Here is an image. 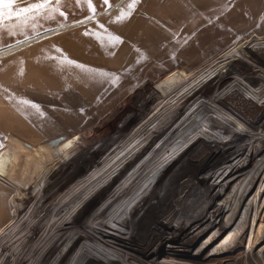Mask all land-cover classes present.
I'll return each mask as SVG.
<instances>
[{
  "label": "rangeland",
  "instance_id": "1",
  "mask_svg": "<svg viewBox=\"0 0 264 264\" xmlns=\"http://www.w3.org/2000/svg\"><path fill=\"white\" fill-rule=\"evenodd\" d=\"M116 1L117 0H111L110 3ZM244 3H247V6L249 5V7L251 6L250 8H247L245 4H241L245 6L246 9H252L253 6H259V8L262 7L260 8L259 19L256 20V17L253 18L250 11L246 15H241L244 18H241L243 20H240L237 24H243V30L238 32L231 30L234 34L231 31L224 32V35L229 39L217 35L219 37L218 41L221 42L220 44L203 45L201 48L199 47V49L189 48L184 53H179L175 58L171 56L159 61L153 60L150 54L149 58L147 57L145 66L142 67L140 72L132 74L134 71V68H132L133 70L128 74L129 77L126 76L124 78L123 82H121V86L112 88L113 91L110 94H102V88H100V86L94 88L93 85L95 80L91 83V86H89L91 81H89L88 85L83 86L77 101L74 104L71 103L69 105L67 112L56 122V124H54L55 126L53 125L54 129H51L48 134L44 136L42 141L37 142L38 144L33 143L35 144V147L28 150L32 153L31 158L27 160L26 164L29 162L32 163L31 167L26 166L25 174L27 175V178L31 176L32 170L37 161L41 160L37 153H40L42 157L45 154V157H47L48 153L51 154V152L53 156L59 155V157L64 160L60 166V168L62 167L63 172H61L62 178L57 181H48V190H46L41 197L36 198L30 206H27L26 211L22 216L23 218L18 222H16L17 218H15L13 223L10 224L13 226L8 229L9 225L6 230L0 231V241L3 239L0 242V252L2 251L0 253V264L3 261L6 262L3 264H15L16 260H19L29 249L28 247L31 246L33 241L36 240L38 235L36 233L39 231V226H41L43 222V219H40V215L42 216L44 213H41L40 211L45 212L43 209L51 207V201L45 202L46 204L42 201H44L48 195L56 191L59 185L66 186L63 189L65 193L71 189H73L74 192L78 188L79 182L84 178V174L86 173L84 171L92 170L100 164L104 165L101 168V170L104 168L102 176L105 173V178L112 177V180H115L114 183H118L122 178V176L119 175L120 170L122 167L126 166L129 161L121 160L115 164L111 170L109 168L119 160V156L122 155L129 146L131 148L134 144L140 142L144 137H147L150 134H152L150 136L151 138L148 137L150 139L146 141L150 143L154 140H161L163 133L168 137L174 136L176 130L186 124L189 128L185 137H183L191 138L192 135L190 134L196 132L200 127H204L203 123H206L205 125L210 124L212 114L214 113L213 111L220 106L223 99H229L230 91L237 85H239L238 88L242 90V93L240 92L230 96V103L232 104L231 107L227 106L225 108L226 111H228V108L233 110V108L236 109L239 106L236 100L237 98L241 99L246 97L247 100L245 102L251 101L254 98L255 100L244 104V108L241 110L240 115H235V117H237L235 119L230 118V128L228 127L226 130L224 129V131L228 132L230 130L229 132L233 133V136L235 135L234 132L238 133L245 131L248 128L247 126H249L250 128H253V131L264 134V127L257 123L258 110L260 108L261 116H259L264 117L263 83L262 87H259L257 91V83L263 80L264 60L260 59V57L254 55L252 51L249 50L250 44L255 41L264 44V0H244ZM123 4V2L114 4L116 9L110 14L105 13L108 15L105 17L104 24L111 23L110 19L113 18L116 11ZM238 10L240 11V9ZM257 15L258 14H256V16ZM77 16H79V13H71L72 18H78ZM96 16L99 15L96 14ZM71 21L72 23L75 22L71 19H63L62 23L66 24ZM117 35L119 34L106 35L107 38L112 40L113 52H116L117 47L120 46L123 39L117 41L112 38L118 37ZM100 38L101 37H98V39ZM210 38L212 39L215 37ZM116 42H119L120 44H116ZM88 43L89 47L93 45L89 41ZM20 48L21 46L11 50V52L19 50ZM6 49L1 50L0 53ZM4 56L6 55H1L0 57ZM238 75L240 76L238 77ZM254 80L255 84H249L247 82ZM112 82L114 81H111V83ZM218 83H223L224 87L223 90L220 91L219 96H216L217 98L211 97L209 100L205 101L208 92L213 91L214 88L218 87ZM112 84L109 85V88L112 87ZM140 85H144L141 88V91H139L131 100L124 103L125 96L129 94L130 90ZM252 89L256 91L250 93L249 91ZM256 92L262 93L258 94ZM256 94L258 95L256 96ZM111 99H114L112 104H114L115 110L110 114L111 112L109 109L108 114L110 115L102 120L100 124L95 126L102 117L104 118L105 115H103V112L108 110L107 104ZM118 105L120 106L116 109ZM133 107L134 109H132ZM133 111H135L134 114H131ZM195 114L197 120H189L192 119ZM223 114L225 116L226 112H223ZM208 118H210V120H208ZM244 118H246V120L243 121ZM251 119H253L252 122ZM171 120H173V122ZM165 124L169 127H164ZM167 128H169V131H166ZM155 131H157V135L154 136ZM188 141H175L172 144V150L174 151L175 148L178 149L184 147L188 144ZM26 142L28 141L26 140L23 143L21 140H13L9 138V140L0 148V150H4V152H9L12 150V145L14 147L16 146L14 152L18 154V165L21 163L17 169L20 177H22L21 175L24 173L22 172V167L25 166L23 161L26 158L25 152L20 148V145L26 148L28 146H33V144ZM222 142L223 141L221 140V144H223ZM16 143L22 144L18 146ZM245 144H247V142H244V145ZM189 145L185 148V153L183 152L180 155V159L186 160L192 155L191 161L194 163L193 166L196 167L199 164L203 165L208 162L210 154H214L212 152H215L214 144L212 143L201 144L198 148L196 147L193 150L194 152L191 151L192 143ZM216 145H220L218 139ZM207 147L209 148V151L211 150V153L207 151ZM210 147L212 148L210 149ZM253 147L254 145L251 146V148ZM256 148L260 149L261 147L258 146ZM198 152H200V154L196 157L195 155ZM205 154H207V156ZM244 161H247L246 156H242L237 162L233 161L226 165L223 170V177H215L207 182L209 185L203 188L201 192L202 194L200 193L198 199L195 201L193 209L196 208L198 210L201 208L202 204H204L207 195L210 194V192H212L213 195L218 194V197L213 200L212 206L207 210V214L200 219L197 224L201 226L208 222L206 228L213 231L210 234L205 233L203 237H200L199 244L204 245V243L210 241L215 234V230L218 231L219 237L215 244H212L211 247L205 249L203 252H200L199 247H195L194 250L190 252L191 259L180 260L184 264H264V168H262L264 166V149L260 154L255 156L249 164L243 165L245 163ZM11 164L12 163H10L9 160L3 164L4 173L7 176L14 171L12 170L13 165ZM131 164L133 165V161ZM235 165L243 166L235 172V177H232V175L229 176ZM53 166L54 164L49 167L52 168ZM196 167L192 168L191 173L196 171ZM108 169L110 172H106ZM94 171L95 170H93V172ZM50 173L53 178L55 176L53 175V171L51 170ZM96 174L97 173L93 175L94 178H91V181H94ZM133 175L132 170V176ZM251 177L253 179H251ZM233 178L235 179L232 180ZM45 181H47L46 178L43 183ZM183 185L184 184L176 189V192L180 197L181 192H183V189L185 188ZM92 186L94 187V185ZM113 186L114 185H111L110 188H114ZM110 188L106 189V191L108 192L112 190ZM70 197L71 193L69 192L66 198L69 199ZM234 199L235 201H238V203H236ZM31 210H33V212ZM217 210L219 212L212 218L211 214L215 213ZM39 220H42V222ZM25 221L26 223H24ZM29 222H32V225ZM27 223L29 224L27 225ZM214 223L216 227L214 226ZM32 227L37 229H32ZM242 227H245V232L242 236L238 237L237 230H242ZM18 228H20L18 233L20 232L22 234L19 235V237L18 235H12L13 231ZM253 234L255 235V238H251V235ZM15 238L20 239V241L23 240L22 242H17V244L21 243V245H17L18 247H15L16 243L12 246L14 240H16ZM231 240H234L235 246H233L231 251L228 252L229 254L219 256L218 253L222 248L225 246L227 247ZM164 246L169 247V244L165 243ZM13 250L16 254L13 256L12 260L7 261L10 257L9 255L14 252ZM116 258L117 255L112 259ZM158 262L163 263L166 261L161 257Z\"/></svg>",
  "mask_w": 264,
  "mask_h": 264
},
{
  "label": "crops",
  "instance_id": "2",
  "mask_svg": "<svg viewBox=\"0 0 264 264\" xmlns=\"http://www.w3.org/2000/svg\"><path fill=\"white\" fill-rule=\"evenodd\" d=\"M36 2L38 0H16L13 9ZM110 2L61 0L59 5L51 6V11L35 16L21 14L20 18L13 15L0 23V51L17 44V47L22 46L0 57V148L9 138L23 143L27 140L29 144L42 141L69 105L77 101L89 81V86L95 80L94 88L100 86L102 94H110L112 88L121 86L124 78L129 77L132 68V74L140 72L150 54L153 60L159 61L175 58L189 48L220 44L219 37L228 38L224 32L243 30V24H237L244 18L241 15L250 11L257 20L262 8L246 9L251 6L244 0H136L131 9L128 6L132 0ZM119 2L124 6L116 11L111 23L104 24L105 17ZM71 13H79L78 18H72ZM63 19L75 22L63 24ZM117 33L119 39H123L121 44L116 42L120 46L113 52L112 40L106 35ZM88 41L93 45L89 47ZM143 86L130 90L124 103ZM113 101L109 100L104 118L101 115L95 126L115 110ZM34 145L27 148L20 145L26 155L22 177L17 172L21 163L18 165V154L14 152L16 146L12 145L13 151L0 150V231L13 222L17 211L25 210L32 200L48 190V181L62 178L60 166L64 160L59 155L53 156L52 152L47 157L37 153L41 160L27 178L25 169L32 163L26 164L32 153L28 150ZM8 160L14 170L9 176L3 169ZM45 178L47 181L43 183Z\"/></svg>",
  "mask_w": 264,
  "mask_h": 264
},
{
  "label": "bare ground",
  "instance_id": "3",
  "mask_svg": "<svg viewBox=\"0 0 264 264\" xmlns=\"http://www.w3.org/2000/svg\"><path fill=\"white\" fill-rule=\"evenodd\" d=\"M17 46L19 44L6 49L0 53V56L7 55ZM262 79V81L257 83V91L259 87H262V83L264 85V74ZM247 82L255 84V80ZM217 86L213 91L208 92L205 101L211 97L217 98L216 96H219L220 91L224 88L223 83H218ZM238 86L230 91L229 99H223V103L221 102L220 106L213 111L210 124L205 125L206 123H203L204 127H200L196 132L190 134L192 135L191 138H184L189 128L186 124L176 130L174 136L168 137L163 133L161 140H154L150 143L146 142L151 138L152 134H150L131 148L129 146L119 156V160L109 168L111 170L121 160L129 161L126 166L122 167L121 170L119 169V175L122 178L120 181L117 180L119 181L118 183H114L115 180H112V177L105 178V173L102 176L104 168L102 170L101 168L104 165L100 164L92 170L84 171L86 172L84 178L79 182L78 188L74 192L71 189L65 193L63 189L66 186L59 185L58 189L53 192L54 194L51 193L42 201L44 204L51 201V207L43 209L45 212L40 211L44 213L42 216L40 215V219H43V222L39 220L42 225L39 226V231H36V234H38L36 240L28 247L29 249L24 255L22 253L23 256L19 260L17 259L18 261L16 260L15 264H184L180 260L191 259L190 252L195 247H199L200 252H203L211 247L212 244H215L219 237L217 230H215V234L210 241L204 243V245L199 244L200 237L213 231L206 228L208 222L201 226L197 223L207 214V210L212 206V202L218 197V194L213 195L210 192L204 204L198 210L196 208L193 209L195 201L203 188L209 185L207 182L215 177H223V170L226 165L233 161L237 162L242 156L247 158L243 165L249 164L264 149V134L253 131V128L249 126H247L248 128L246 127L245 131L234 132L235 135L233 136L229 129L228 132L224 131L230 126V118H237L235 115H240L244 104H247L245 102L247 100L246 97L241 99L236 97L239 106L236 109L233 108L234 111L229 108L228 111L225 110L227 106L231 107L230 96L242 93ZM254 91L256 90L252 89L249 92ZM261 93L259 92L258 94ZM251 101H248V103ZM260 110L261 108L258 110L257 123L264 127V117H260ZM223 112H226L225 116ZM195 118L196 114L189 120L196 121L197 118ZM171 121L173 122V120ZM252 121L253 119H251ZM164 127L169 126L165 124ZM166 131H169V128ZM155 135H157V131H155ZM217 139L220 143L218 146L216 145ZM177 140L189 141L184 147L175 148L173 151L172 144ZM221 140L223 144H221ZM244 142H247V144L244 145ZM190 143H192V152H194L193 150L196 147L198 148L204 143L214 144L215 152L210 154L208 162L205 164H199L197 167L193 166L192 155L189 159H180V155ZM252 145H254L253 148H251ZM258 146L261 148L257 149L256 147ZM207 151H209V148ZM199 154L200 152L195 156L197 157ZM205 155L207 156V154ZM130 161H133V165ZM242 166L235 165L229 176L232 175L233 177L235 172ZM194 167H196V171L191 173ZM109 169L106 172H110ZM93 170L95 171L93 172ZM95 173H97L95 179L91 181ZM251 179L253 178L251 177ZM182 184H184L185 188L181 192L180 197L176 189ZM111 185H114V188H110ZM108 188L112 190L107 192L106 189ZM69 192L71 197L67 199ZM235 202L238 203V201ZM25 211L26 209L22 212H16L14 215V218H17L16 222L23 218ZM31 211L33 212V210ZM218 212L217 210L212 213V218ZM29 223L31 224L32 222ZM11 226L13 225H10L8 229ZM34 228L32 227V229ZM18 230L20 228L13 231L12 235H18L19 237L22 233H18ZM244 232L245 227H242V230H237L238 237L242 236ZM252 237L255 238V235H251ZM22 241L16 239L12 246L16 243L15 247H18L21 243H18V245L17 242ZM165 243L169 244V247H165ZM233 246H235V243L234 240H231L227 247L222 248L220 252L216 251L219 252V256H223L224 254H229L228 252L231 251ZM12 253L7 261L12 260L16 254L15 251ZM116 255L117 258L112 259ZM161 257L166 262L159 263L158 261Z\"/></svg>",
  "mask_w": 264,
  "mask_h": 264
},
{
  "label": "snow or ice",
  "instance_id": "4",
  "mask_svg": "<svg viewBox=\"0 0 264 264\" xmlns=\"http://www.w3.org/2000/svg\"><path fill=\"white\" fill-rule=\"evenodd\" d=\"M90 2V0H89ZM105 3L108 0H104ZM136 0H132V4H129V9L132 8L133 4ZM16 3V0H0V23H3L6 19L11 18L13 15H16L17 18H20L21 14H28V15H40L46 11L52 10V5L56 4L59 5L61 0H38L36 3H31L27 7L19 8L14 11L13 5ZM123 14L121 17H117V22L122 19ZM113 39L119 41V37H112ZM27 103V102H25Z\"/></svg>",
  "mask_w": 264,
  "mask_h": 264
},
{
  "label": "water",
  "instance_id": "5",
  "mask_svg": "<svg viewBox=\"0 0 264 264\" xmlns=\"http://www.w3.org/2000/svg\"><path fill=\"white\" fill-rule=\"evenodd\" d=\"M249 50L252 51V53L254 55H256V56L260 57V59L264 60V44L255 41L254 43L250 44ZM256 53H258V54H256Z\"/></svg>",
  "mask_w": 264,
  "mask_h": 264
}]
</instances>
